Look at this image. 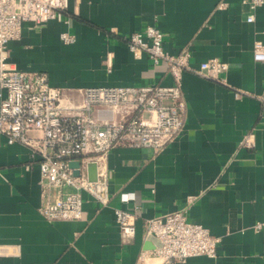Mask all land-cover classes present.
I'll return each mask as SVG.
<instances>
[{
  "label": "crops",
  "instance_id": "crops-1",
  "mask_svg": "<svg viewBox=\"0 0 264 264\" xmlns=\"http://www.w3.org/2000/svg\"><path fill=\"white\" fill-rule=\"evenodd\" d=\"M248 1L68 0V15L23 26L20 39L8 43L10 61L45 72L55 86L172 84L164 62L153 64L146 54L135 59L128 49V36L148 24L160 29L168 53L189 50L191 66L217 58L228 67L222 82L182 72L180 133L160 150L113 147L110 200L101 205L83 191L80 219L49 221L39 213L47 194L56 193L39 182L40 155L0 133V264H161L139 258L146 221L180 208L191 193L199 195L188 218L219 237L217 255L165 264H264V228L252 227L264 220V61L252 57L254 42L264 44V2L251 10ZM62 32L75 41L65 44ZM98 108L93 116L108 114ZM247 134L251 142L244 145ZM121 192L134 198L122 202ZM115 207L136 215L128 242L121 240Z\"/></svg>",
  "mask_w": 264,
  "mask_h": 264
},
{
  "label": "built area",
  "instance_id": "built-area-1",
  "mask_svg": "<svg viewBox=\"0 0 264 264\" xmlns=\"http://www.w3.org/2000/svg\"><path fill=\"white\" fill-rule=\"evenodd\" d=\"M263 2L249 0L248 5L253 10ZM218 8H225V3L220 2ZM67 9L68 0H0V133L6 135L8 143L21 142L40 155L39 182L47 188H56V193L47 194L38 207L39 213L49 221L82 218L83 191L101 205L108 204L107 156L113 147L144 146L160 150L177 137L186 111L181 89L184 70L222 82L221 76L228 67L217 58L193 67L187 49L168 53L162 32L154 24L132 32L127 46L135 59L146 54L153 64L164 62L173 78L172 84L62 87L51 85L45 72L22 70L10 61L8 43L20 39L26 23L40 27L60 19ZM246 20L251 22L253 15H248ZM64 22L68 23L69 18ZM60 39L71 44L75 36L62 32ZM252 57L254 61H264L262 42H254ZM235 95H242V91L237 89ZM95 107L108 114L93 116ZM251 136L245 135L242 144H250ZM72 160L79 162L78 175L69 164ZM90 163L95 164L94 179L88 176ZM198 195L188 194L180 208L147 219V233L158 237L162 245L142 250L141 260L149 256L165 264L172 260L185 261L192 255H217L219 237L188 218V209ZM119 197L122 202H128L134 193L121 192ZM114 214L121 240L130 241L135 234V213L115 207ZM252 227L263 229L264 220L256 221Z\"/></svg>",
  "mask_w": 264,
  "mask_h": 264
},
{
  "label": "water",
  "instance_id": "water-1",
  "mask_svg": "<svg viewBox=\"0 0 264 264\" xmlns=\"http://www.w3.org/2000/svg\"><path fill=\"white\" fill-rule=\"evenodd\" d=\"M70 166L73 167V173L75 175L79 174V170H78V160H72L70 161ZM88 176L91 179H94L96 177V172H95V164L94 163H90L88 165ZM162 245L161 240L156 237L154 234L152 233H147L146 234V241L144 243V248L145 249H152L155 247H160Z\"/></svg>",
  "mask_w": 264,
  "mask_h": 264
}]
</instances>
